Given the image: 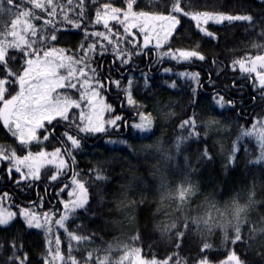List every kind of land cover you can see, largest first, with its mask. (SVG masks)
Instances as JSON below:
<instances>
[{"label": "trees", "instance_id": "16d2710c", "mask_svg": "<svg viewBox=\"0 0 264 264\" xmlns=\"http://www.w3.org/2000/svg\"><path fill=\"white\" fill-rule=\"evenodd\" d=\"M105 4L122 9L121 17L174 15L181 23L159 42L163 47L143 49V37L136 29L135 40L129 36L127 22H110L111 31L93 23ZM178 8L249 19L209 22L214 35L207 37ZM85 31L109 38L85 40ZM0 49V107L18 93L27 59L56 51L68 60L59 98L80 104L90 84L99 86L97 76L113 108L105 123L122 117L116 127L86 135L79 129L87 106H72L27 148L0 122V148L8 155L61 148L68 165L56 181L50 178L58 170L47 166L40 181L26 182L0 161V206L17 213L0 226V264H128L129 252L151 264H264V90L254 86L255 74L232 66L264 57V0H0ZM170 49L196 50L205 60L160 58ZM114 53L130 56L129 64ZM184 71L198 72L199 84L179 77ZM129 79L131 106L123 91ZM219 96L231 103L220 108ZM141 113L151 121L147 131L130 127L142 123ZM67 134L80 149L72 151ZM71 181L84 186L86 205L57 223L67 194L60 189ZM244 203L250 209L238 214ZM21 208L41 216V229L28 227Z\"/></svg>", "mask_w": 264, "mask_h": 264}, {"label": "snow or ice", "instance_id": "6c2138e0", "mask_svg": "<svg viewBox=\"0 0 264 264\" xmlns=\"http://www.w3.org/2000/svg\"><path fill=\"white\" fill-rule=\"evenodd\" d=\"M51 0H49V3ZM95 2V0H93ZM43 7V6H41ZM103 11L97 10L95 14L94 24L96 25H103V28L108 29L111 31L110 22H116L118 24H125L126 21H130L131 30L128 29L126 25L125 30L128 31V35L133 37L135 40V35L133 33V29H136L140 35L143 37V49L148 48L150 45H153V41L155 39V32L151 30L150 26H141V24L136 21L134 15L133 16H124L121 17L117 15V13L121 12L122 9L115 8L111 4H105L102 6ZM134 9V5H132ZM111 9V11H109ZM177 11L181 12L182 15L189 17L192 21L195 22L196 28L199 30L200 33L204 34L207 37H213V32L209 31L205 25H208L209 22L214 24H222L223 22H231L236 20H246L249 19L245 16H232L223 13H213L208 11L203 12H189L185 11L183 8H178ZM83 14V13H82ZM159 19L162 20H169L172 23V27L174 30L177 29V26L180 25L181 21L176 16H168V17H160ZM81 25H76V28H80ZM96 36L101 37L103 39H108L104 32L94 31L88 33L85 31V40H87L88 36ZM154 47H163V45L156 43ZM171 49L169 53L162 55L160 58L167 57L177 63L180 62H190L192 58H196L197 60L204 61L205 57L200 54V52L196 50H179L176 54H171ZM102 51L101 54H103ZM115 58L121 62L122 65H128L130 62V56L127 58L123 55L117 56L115 53ZM233 69L235 70L236 66L239 67L240 72L247 73V74H255V82L254 86H257L259 89L264 90V57H257L255 59L250 60L249 62L245 61H238L233 63ZM164 73H170L171 70L168 68L163 69ZM179 77L191 80L196 84H199L200 74L198 72H180L178 73ZM96 80L98 81L99 86L95 87L90 84L91 92L88 95L87 99L85 100L84 97H81V103L76 104L73 101V106L83 109V107L87 106V113L81 110V122L86 121L85 127H81L79 131L83 134L88 135L89 133H98L100 131H104L107 129L108 123H110L113 127L118 125V122L122 120V117L117 115L114 119L105 123V112H112L113 108L111 105L106 104L104 102V98L100 93V89H103L105 86L102 84L96 76ZM258 82V83H257ZM111 83L115 84L117 88H120L121 81L120 80H112ZM134 84L133 79L128 80L127 86L123 89L126 95L128 105H135L136 101L133 99L131 88ZM64 87V84L60 85ZM149 86L148 81L145 80L144 87L147 88ZM176 83L173 82L169 85L171 88H176ZM75 87V85H72ZM55 89H53L54 91ZM196 89L193 88V93H195ZM51 102V101H50ZM226 103H231L225 101L224 96H219L215 98V104L218 105L220 108H224ZM25 103H21V109L26 107ZM142 121L141 124H134L130 127H134L140 131H147L151 128V121L145 120L144 114H139ZM24 124L21 125L20 123V113L17 111L16 107H13L7 118H5L2 114H0V122L3 123V126L11 133L13 137L19 142L21 146L27 148L33 142L41 143L40 135L38 134V130L44 129L46 123H51L50 119H37L35 121V127L32 128L30 131L28 129V125L32 122L29 117H23ZM99 121L102 127L97 128L94 126L95 122ZM187 123V122H185ZM193 126H195V119L193 118ZM48 135H43V140H48ZM67 139L71 141L72 151L80 149V145L78 144L77 140H73L71 134H67ZM62 152L61 148L56 149V154L48 153L46 150H41L39 153H33L31 150L27 151V154L23 155L22 157L17 155L16 151H11V154L8 155L3 148H0V161H9L10 168L9 173L11 170L14 169L16 173L20 174V181H40L42 178V170L45 169L47 166H54L58 170V174L51 177V181H56L58 177L63 173L62 166L67 167V160L66 157L59 156V153ZM37 158H42L43 162L37 163ZM19 183V181L17 182ZM75 181H71L70 185L66 184L64 187L60 189V192L67 191V196L71 201L72 207L74 209H81L84 208L86 205V195L84 198V202H80L79 200L75 199L79 195H81L80 190L84 189L83 185H78L77 187H73L72 185L75 184ZM31 185H29L30 187ZM86 193V190H85ZM7 196V193H5ZM62 204L63 211L68 214L66 215V219L69 218V209L66 205L65 200L59 201ZM52 214L53 212L50 211ZM60 214V213H59ZM19 215L25 220V223L28 225L29 228L33 226L37 229H41L42 225L39 223V215L37 212L32 211L27 208H21ZM46 215V214H45ZM17 216V213L0 206V226H7L10 224L12 220H14ZM59 216V215H58Z\"/></svg>", "mask_w": 264, "mask_h": 264}, {"label": "rangeland", "instance_id": "374dc122", "mask_svg": "<svg viewBox=\"0 0 264 264\" xmlns=\"http://www.w3.org/2000/svg\"><path fill=\"white\" fill-rule=\"evenodd\" d=\"M125 15L129 16L128 14ZM141 16H143L144 19H135L138 22L148 24L151 30L155 32V39L153 41L154 44L159 43L173 30L171 21L159 19L161 17L159 15H153L156 17H154L151 21L145 20V17H148L149 15L144 14ZM126 22L129 28L130 21ZM2 52V49H0V55L3 54ZM67 61L68 60L66 58L62 59L60 54L56 51H51L45 56H37L27 59V64L22 72L21 78H19L20 89L13 97L8 98L2 103L0 107V114L7 118L10 110L13 107H16L17 111L20 113L21 125L24 124L23 117L25 116L29 117L32 121L28 125L27 130L29 131L36 126L35 121L37 119L47 118L55 120L59 117H65L69 109L73 106L72 102L74 100L59 98L57 90L61 88V84L65 85L66 80L63 70L67 68H64ZM53 89L55 90L53 91ZM87 92L90 94L91 89ZM22 102L27 105L23 109H21ZM143 122L144 121H142V123ZM94 126L97 128L102 127L99 121H96ZM77 184L75 187H77ZM81 190V195L75 198L80 202L83 198V192ZM65 202L69 210L73 209L67 194ZM65 215L66 213L63 211V215L58 219L57 223H59ZM40 217L39 222L42 220ZM128 255V264H151L145 259L140 258L135 252H129Z\"/></svg>", "mask_w": 264, "mask_h": 264}, {"label": "clouds", "instance_id": "9594fccd", "mask_svg": "<svg viewBox=\"0 0 264 264\" xmlns=\"http://www.w3.org/2000/svg\"><path fill=\"white\" fill-rule=\"evenodd\" d=\"M252 197H254V193H250V199ZM250 207H251V204L250 203L239 204L237 206L236 211H237L238 214L239 213H243V212H247L250 209Z\"/></svg>", "mask_w": 264, "mask_h": 264}]
</instances>
